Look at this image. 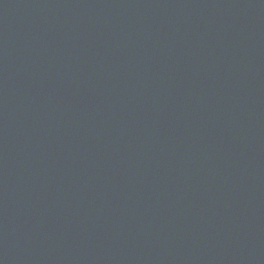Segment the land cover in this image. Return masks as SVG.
<instances>
[{
  "label": "water",
  "instance_id": "1",
  "mask_svg": "<svg viewBox=\"0 0 264 264\" xmlns=\"http://www.w3.org/2000/svg\"><path fill=\"white\" fill-rule=\"evenodd\" d=\"M0 264H264V0H0Z\"/></svg>",
  "mask_w": 264,
  "mask_h": 264
}]
</instances>
